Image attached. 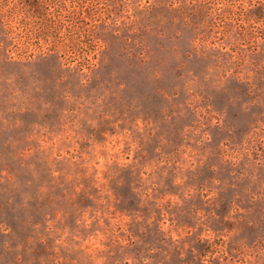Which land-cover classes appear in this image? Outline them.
I'll return each instance as SVG.
<instances>
[{
    "label": "rangeland",
    "instance_id": "obj_1",
    "mask_svg": "<svg viewBox=\"0 0 264 264\" xmlns=\"http://www.w3.org/2000/svg\"><path fill=\"white\" fill-rule=\"evenodd\" d=\"M55 1L0 36V264H264L262 28Z\"/></svg>",
    "mask_w": 264,
    "mask_h": 264
},
{
    "label": "trees",
    "instance_id": "obj_2",
    "mask_svg": "<svg viewBox=\"0 0 264 264\" xmlns=\"http://www.w3.org/2000/svg\"><path fill=\"white\" fill-rule=\"evenodd\" d=\"M151 1H154L152 8L155 4L170 6L175 15L182 18L185 24L189 25L193 22L191 26L196 31V36L202 41L218 32L220 27L216 22L217 17L236 14L242 17V22L239 24L242 27L239 31L242 38H252L254 33L251 28L254 27L262 28L264 36V0H224L225 6L219 7L215 12L210 10L209 1L212 0H146L148 4L143 6H146L147 10L151 8ZM229 1H233V5ZM237 1H240L241 5L239 11L234 6ZM56 3L55 0H0V36L11 44L15 43L13 42L15 34L28 33L31 30L35 37L46 39L50 33V27L44 19L45 11L48 6H54ZM138 6L135 7L137 13L146 10ZM85 11L87 10H83ZM255 43H260L258 36Z\"/></svg>",
    "mask_w": 264,
    "mask_h": 264
}]
</instances>
